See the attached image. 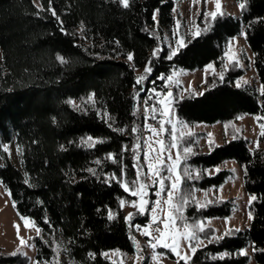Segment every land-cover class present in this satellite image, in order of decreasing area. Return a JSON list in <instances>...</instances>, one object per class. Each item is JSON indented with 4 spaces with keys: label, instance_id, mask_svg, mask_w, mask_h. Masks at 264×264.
Segmentation results:
<instances>
[{
    "label": "trees",
    "instance_id": "16d2710c",
    "mask_svg": "<svg viewBox=\"0 0 264 264\" xmlns=\"http://www.w3.org/2000/svg\"><path fill=\"white\" fill-rule=\"evenodd\" d=\"M37 1L34 5L33 0H0V146L14 143L16 150L17 145L22 150L14 162L0 149V184L10 191L16 212L29 216L42 229L40 237L31 238L35 260H52L53 249L59 247V264H127L132 230L126 227L118 200L134 198L115 182L109 185L103 181L105 174L120 172V166L107 155L119 154L122 143L129 147L134 143L131 127L142 124V115H131L133 97L139 90L134 87L136 70L145 68L155 48L167 51L162 35L174 25L173 9L178 0H130L129 8L116 0H51L50 5L49 0ZM242 2L245 9H239L238 16L224 13L215 21L209 18L201 34L188 38L171 61H153L149 80L169 74L173 68L195 69L209 62L222 69L228 39L243 32L261 87L264 0ZM38 6L44 10L37 15ZM156 9L158 28L152 21ZM128 53L134 56L132 62L127 60ZM58 55L67 62L60 63ZM242 73L240 67L230 64L223 71V80L208 77L202 95L189 96L188 92L174 105L177 116L188 122L228 125L224 127L227 139L213 143L206 152L194 150L188 163L202 171L235 159L246 194L256 197L247 207L253 217L248 226L222 240L206 242L190 264H245L249 255L238 254L245 247L250 248L257 264H264V149L252 148L249 140L229 125L245 113L261 117L256 121L264 123V96L253 86L235 85ZM162 83L157 81L156 87ZM144 86L152 85L145 82ZM177 89L174 95H179ZM93 93L95 104H85ZM69 100L82 107H74ZM104 113L111 119L103 118ZM120 127L126 129L123 134L112 130ZM87 136L104 142L89 148L80 143ZM96 160L101 163L97 165ZM124 163L129 165L131 177V152L124 153ZM89 168L97 174L87 171ZM229 174L225 168L211 175L202 171L194 183L197 189L207 190L223 184ZM109 208L117 214L115 219H107ZM232 208L230 199H216L199 212L189 208L188 214L201 219L225 217ZM147 220L148 215H136L133 223L144 225ZM253 246L257 251L253 252ZM115 250L126 254L123 260L102 255ZM225 252L229 255L223 260L213 259ZM7 263L27 264V258L0 253V264Z\"/></svg>",
    "mask_w": 264,
    "mask_h": 264
},
{
    "label": "snow or ice",
    "instance_id": "6c2138e0",
    "mask_svg": "<svg viewBox=\"0 0 264 264\" xmlns=\"http://www.w3.org/2000/svg\"><path fill=\"white\" fill-rule=\"evenodd\" d=\"M124 8H129L130 0H116ZM34 5L36 0H33ZM200 3L207 4L208 0H192V5L196 6ZM238 7L241 10L245 9V3L242 0H237ZM51 0H49V5ZM220 0H215L216 11H204L200 13L203 17V22L207 23L208 19L211 18L215 21L218 15H224L221 11ZM42 7L38 6V12L43 11ZM175 11V9H173ZM159 10L156 9L152 14L153 25L158 28L159 21L157 19ZM53 16H56L54 10H52ZM57 19H59L57 17ZM62 24V22H61ZM177 28L180 27V21H176ZM82 27V25H81ZM63 31V28H61ZM203 31H208L204 28ZM201 33L199 31L192 33L193 36H199ZM244 34V33H242ZM173 38H176L177 33L173 32ZM246 35V34H244ZM231 44V41H229ZM183 37L176 40L175 47L172 44H168L167 51L160 47L155 48L152 51V59L146 62L144 68V74L137 76L135 78L134 87L139 86V90L135 93L133 100V110L131 115L137 117L141 115L142 109V124L135 125L131 127V134L134 139L131 147L129 144L122 143L121 150L119 154L109 153L107 159L113 164H118L120 166L119 175L115 172L111 174H105L103 181L107 184L115 182L119 185L124 193L134 199L128 200L126 198H119L118 203L120 209L122 210L126 205L130 206L136 210L135 215H149V221L144 224H134V214L128 213L124 217L126 227L131 231L135 230L141 236L147 237V245L152 250V255L149 257L154 262H158L161 259L170 258L167 254L171 253L177 260V264L183 261L184 264H190L193 262L195 254L199 249L206 246L207 243H214L216 241L222 240L225 236L231 235L234 231L239 232L241 229L226 228V230L217 235L218 229H210L206 225L210 224L209 218H193L188 214L189 208H195L197 212L201 209L206 208L209 204L214 203L217 196L222 193L223 186L219 188L213 187L211 190H200L195 186V181H197L202 171L211 175L213 171L219 172V169L214 170H197L191 164L188 163L191 155L193 154L192 143L186 142L189 138L195 134L191 131L190 126L187 122L181 121L175 112L174 105L179 104L183 99V95H174L171 88L173 86L180 87L179 80H174L176 76L175 70L171 74L161 73L154 80H149V77L153 73V61L156 59H166L171 61L175 57L179 49L184 47ZM164 55L161 56V53ZM225 56H229L228 51H225ZM134 56L132 53L127 54V60L132 62ZM234 67L240 66V59L238 55L229 57ZM57 60L60 63H66L67 61L62 56H57ZM208 68H212L213 65L209 64ZM226 69V66H225ZM135 70V69H134ZM219 78L223 80V72L220 73ZM157 81H162L159 89L156 87ZM145 82L152 85L150 88H146ZM243 83L247 84L248 81L244 80ZM237 87L241 84L239 81L236 83ZM186 91L182 89V92ZM144 93V98L141 101L140 94ZM189 96H193L191 92L188 93ZM259 94L264 96V84L261 85L259 89ZM199 95H202L199 94ZM94 93L89 95L85 104L92 103L95 104L93 99ZM67 103L72 104L74 107L80 109L82 106L77 105L74 101L69 100ZM103 118L110 120V116L107 113L103 114ZM257 121L261 117H255ZM109 127H112L109 124ZM228 125H225L227 129ZM259 127L261 129L260 136L264 137V123H260ZM120 134H123L126 129L123 127L112 128ZM211 135V134H208ZM101 139H94L92 136H87L81 138L80 143L89 148L95 147L98 143H103ZM63 147V146H61ZM211 147V143H210ZM258 147V143H257ZM0 149L4 153H8L10 156V149L8 146H0ZM17 152L22 154V150L19 145H17ZM131 152V169L133 175L129 177L128 170L129 165L124 163V153ZM95 163L99 165L100 160H96ZM87 171L91 172L94 176L97 174L95 169L89 168ZM246 173V168H245ZM28 183V180H25ZM203 192V198L197 197V192ZM211 193V198L210 197ZM11 196L10 191L7 193ZM155 199H152V197ZM255 196H250L248 204H251L252 200H255ZM13 207L15 208V202H13ZM117 216L111 208L107 210V219L112 220ZM23 221L25 228L29 225L36 231L37 237H40L42 229H40L34 221L29 220L23 216H20ZM248 219H253L252 213L248 212ZM49 223L48 221H45ZM19 232V225H14ZM21 247L18 248L12 255H25L27 254L23 251L25 247H30V245L23 238H20ZM136 243L135 255L137 260L135 264H139L141 259L144 257L141 255V248L139 242L135 241V236L130 237ZM35 239V238H32ZM48 243V242H45ZM158 248L166 250L165 252H157ZM253 252L257 249L253 246ZM264 251V250H261ZM55 254L52 260L37 259L34 264H59V247L53 249ZM113 254H119L121 260H123L126 254H122L119 250H115ZM239 255L247 256V250H239ZM92 256L93 254H89ZM105 258H109V253H102ZM229 253H222L219 257H213V259L223 260L225 256ZM114 264H119V262H114Z\"/></svg>",
    "mask_w": 264,
    "mask_h": 264
},
{
    "label": "rangeland",
    "instance_id": "374dc122",
    "mask_svg": "<svg viewBox=\"0 0 264 264\" xmlns=\"http://www.w3.org/2000/svg\"><path fill=\"white\" fill-rule=\"evenodd\" d=\"M36 3L38 1L36 0ZM220 3L222 5L221 11L223 13H228L234 16L239 15V7L236 3V0H220ZM204 11H216L215 8V0H208V3L205 5L203 3H200L196 6L192 5V0H178L175 3V22L172 26V29L167 30L163 33L162 37V43L168 45L172 44L173 47H175L176 40H178L180 37H183V41L185 42L188 38H190L192 33L197 32L202 29L206 25V23L203 22V17L201 16L200 21L198 20V17L200 13ZM180 21V27L177 28L176 21ZM173 32H176V38H173ZM243 32L231 37L228 39L226 45H225V51H228L229 56L224 55V60L222 63V69H219L220 67H217L213 62H209L205 64L201 68H195V69H185V68H173L169 74L175 70L176 76L174 77V80H179L180 87H177L179 95L187 94L188 92L192 91L195 94L201 93L205 88L207 84V78H211L212 76H220V73L225 70L232 64L229 57L238 55L240 59V67L243 70V73L237 77L234 80V83L236 85L237 81L240 82L241 86L249 85L253 86L255 89H260V84L258 82L256 72L253 67L252 62V53L249 49L248 45L246 44L244 40V36L242 34ZM229 41H231V44H229ZM209 64H212V68H208L207 66ZM137 76L144 74V68L136 70ZM214 76V77H215ZM244 80H247L248 83H243ZM152 87V86H151ZM173 86L171 90L174 93ZM186 90V91H183ZM144 97H142L141 101ZM175 107V106H174ZM176 112V111H175ZM141 115H142V109H141ZM177 116V114H176ZM178 117V116H177ZM179 118V117H178ZM181 121L187 122V124L190 126L191 131L195 134L191 138H189L186 142L192 143L195 141L193 145V151H201L206 152L210 149V143L211 145L213 143L219 144L222 143L225 139L228 137L226 136L224 132L225 124H223L221 121H216L213 123H207V122H188L182 118H179ZM143 122V121H142ZM229 125H232L239 134L245 136L249 140V145L252 148H262L264 149V138L260 136V127L259 123L256 121L255 117L252 114L245 113L239 115L236 119H234ZM211 134V135H208ZM258 143V147H257ZM3 146H8L10 149V158L17 162V150L14 143H5ZM225 168L230 170L229 176L225 179L223 184L220 186H223L222 193L217 196L218 199H230L233 203V208L231 211V214L225 217H218V216H211L206 217L210 219V224L214 227V229H218L219 232L217 235L222 234L226 228H245L248 226L250 220L248 219V201L250 199V196L246 194L243 183H242V172L241 167L239 163L235 159H227L221 162L217 167L210 168L208 170H214V169H221ZM214 172V171H213ZM212 172V173H213ZM218 186L217 188H219ZM212 188H209L207 190H211ZM8 192L2 187L0 184V253H8L12 254L15 252L18 248L21 247L20 238H23L27 243L30 245V247H25L23 251L27 254V264H34L35 260V244L31 240L32 236L37 235L36 231L29 225L28 228H25L23 221L20 219V216L15 208L13 207L12 201L10 199V196L7 194ZM198 198H203V192L199 191L197 192ZM211 198V193L210 197ZM155 199V197H154ZM125 212V217L128 215V213H133L134 217H136L135 213L136 210L133 209L130 204L126 205L123 208ZM25 218H28L29 220H32L29 216H23ZM150 219V214L148 215V220ZM33 221V220H32ZM146 222V223H147ZM145 223V224H146ZM138 224V223H134ZM14 225H19V232L17 233V229L14 227ZM131 236H135V241L139 242L140 248L142 250L141 255L144 257V259H141L139 264H143L144 261L145 264H176L177 260L174 256H170L169 253L167 254L170 258L161 259L158 262H154L149 257L152 255V250L147 245V237L141 236L138 233L135 232V230H132ZM132 240V239H131ZM207 241H205L206 243ZM244 249L247 250V253L249 255V259L247 263L245 264H257L251 254V250L249 247H245ZM136 251V243L132 240V251L128 254L126 263L127 264H135L136 260L138 259L135 255ZM166 250L162 248H158L157 252H165ZM115 251H109V258L110 259H119L121 260V257L119 254H113ZM122 253V252H120ZM124 259V258H123ZM7 264H16V263H7ZM71 264V263H67Z\"/></svg>",
    "mask_w": 264,
    "mask_h": 264
}]
</instances>
